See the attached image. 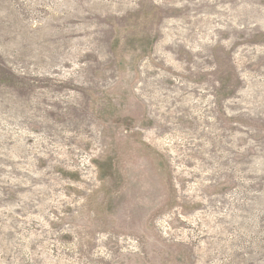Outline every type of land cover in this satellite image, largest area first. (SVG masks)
Masks as SVG:
<instances>
[{
    "label": "rangeland",
    "instance_id": "374dc122",
    "mask_svg": "<svg viewBox=\"0 0 264 264\" xmlns=\"http://www.w3.org/2000/svg\"><path fill=\"white\" fill-rule=\"evenodd\" d=\"M0 264H264V0H0Z\"/></svg>",
    "mask_w": 264,
    "mask_h": 264
},
{
    "label": "bare ground",
    "instance_id": "6f19581e",
    "mask_svg": "<svg viewBox=\"0 0 264 264\" xmlns=\"http://www.w3.org/2000/svg\"><path fill=\"white\" fill-rule=\"evenodd\" d=\"M208 1H209V0H208ZM210 2H211V1H210ZM203 3H204V2H203ZM205 3H207V2H205ZM205 3H204V4H205ZM207 4H208V3H207ZM209 4H211V3H209ZM194 5H195V4H194ZM199 6H200V5H199ZM212 7H213V6H212ZM213 8H214V7H213Z\"/></svg>",
    "mask_w": 264,
    "mask_h": 264
}]
</instances>
